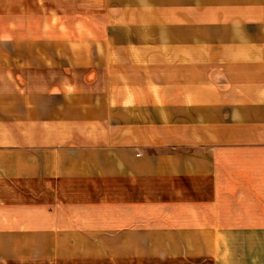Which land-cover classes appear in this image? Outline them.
<instances>
[{
  "label": "crops",
  "instance_id": "1",
  "mask_svg": "<svg viewBox=\"0 0 264 264\" xmlns=\"http://www.w3.org/2000/svg\"><path fill=\"white\" fill-rule=\"evenodd\" d=\"M0 264H264V0H0Z\"/></svg>",
  "mask_w": 264,
  "mask_h": 264
},
{
  "label": "rangeland",
  "instance_id": "2",
  "mask_svg": "<svg viewBox=\"0 0 264 264\" xmlns=\"http://www.w3.org/2000/svg\"><path fill=\"white\" fill-rule=\"evenodd\" d=\"M69 13V12H68ZM96 20L95 21H99L100 20V18L99 17H94ZM72 18H70L69 17V20H71ZM100 21H102V20H100ZM102 29V28H101ZM55 29H52V31H54Z\"/></svg>",
  "mask_w": 264,
  "mask_h": 264
}]
</instances>
